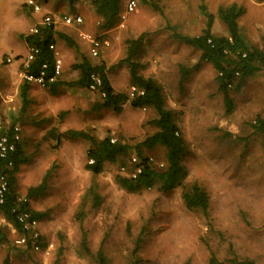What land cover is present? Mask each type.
I'll use <instances>...</instances> for the list:
<instances>
[{
  "label": "rangeland",
  "instance_id": "1",
  "mask_svg": "<svg viewBox=\"0 0 264 264\" xmlns=\"http://www.w3.org/2000/svg\"><path fill=\"white\" fill-rule=\"evenodd\" d=\"M33 1L40 12H34L27 0H0V121H14L22 128L20 141L28 160L17 174L18 195L23 198L46 172L50 174L45 191L28 199L30 207L43 214L36 222L39 248L24 250L18 242L22 235L0 214V264L5 257L8 264H96L100 247L107 264H131L139 233L138 264H211L212 256L218 264H264V150L261 135L249 125L257 115L264 119V71L254 72L239 90L229 91V112L212 64L173 37L201 32L206 21L201 5L215 15L219 7L236 3L244 7L238 19L243 37L260 47L264 0H141L135 12L120 16L110 29L100 27L101 19L89 0ZM123 6L122 2L121 14ZM77 12L85 18L80 28L55 23L56 30L75 41L70 46L56 39L61 79L76 80L72 64L87 57L93 64L105 65L115 91L129 95V65L122 60L127 40L141 36L137 72L157 82L173 114L184 140V182H197L207 191L206 214L184 205L181 187L162 192L155 185L129 193L115 182V175L134 170L131 157L137 156L136 146L156 131L150 123L156 116L152 108H132L128 102L119 112L96 108L97 91L64 83L54 97L43 98L38 89L35 95L30 91V105L19 112L21 66L29 47L24 36L43 15L57 20ZM79 31L108 45L92 57ZM211 32L226 34L216 16ZM67 129H86L98 139L109 136L126 144L127 153L105 162L102 171L93 175L84 167L86 141L61 137L56 143L54 137ZM140 150L156 168L165 165L162 146H141ZM90 187L100 200L96 208L84 200ZM80 207L84 215L78 220L75 215ZM84 234L89 253L81 247Z\"/></svg>",
  "mask_w": 264,
  "mask_h": 264
},
{
  "label": "trees",
  "instance_id": "2",
  "mask_svg": "<svg viewBox=\"0 0 264 264\" xmlns=\"http://www.w3.org/2000/svg\"><path fill=\"white\" fill-rule=\"evenodd\" d=\"M70 3L76 0H69ZM94 12L101 19L100 27L110 29L117 25L121 16L123 0H89ZM148 1V0H143ZM201 11L206 18L205 26L198 35H187L175 33L174 38L182 44L200 52V60L212 64L216 72V81L218 89L224 96L227 110H232V101L229 97V91L239 90L244 80L254 72L264 71V42L260 47L250 45L244 39L238 24L239 17L244 12V7L231 3L221 6L216 14L207 11L204 5H201ZM217 17L224 26L225 35H215L211 32V25L214 17ZM37 31L24 36V41L29 47H35L37 52L27 67L21 66V72L25 74L37 75L38 69L43 63L47 64V72L50 73L53 64V52L49 45L55 44L56 39L64 41L70 46L75 45V41L66 33L56 30L55 24L40 25L37 24ZM141 36L136 39L127 40L128 46L126 56L122 60L129 65V74L131 86L137 91L132 96L125 92H117L109 82L103 63L93 64L87 57H82L79 62L72 64V69L77 71V78L72 82H64L59 76L54 82L48 84L45 88L53 91L59 84L66 83L69 86H79L87 88L91 82L90 75L97 74L101 80L98 88L99 102L95 104L96 108H111L114 112H119L123 103L128 102L132 108L149 107L155 111L156 116L150 120V123L156 128V131L148 136L142 143L136 146L137 157L140 159V172L135 177L127 175H115V182L129 193H137L143 189L152 188L157 185V189L162 192H168L176 187H181V199L188 209H201L207 213L209 196L207 191L197 182L185 183L186 169L182 162L184 155V140L180 129L174 121L170 109L165 106L163 96L157 82L150 77H144L137 72L139 64L135 62L136 54L139 50ZM185 75V72L183 73ZM31 82L23 79L19 86L20 113H24L30 105ZM100 93H103L101 96ZM254 133L262 137V147L264 150V119L256 116L249 123ZM14 121L2 129V134L13 139ZM50 133H52L50 131ZM61 137L67 139H83L88 143L85 153V169L93 175L99 174L105 162L115 161L127 153L128 147L119 141H113L109 136L98 139L86 129H67L56 135V143ZM160 145L164 148L165 165L162 168H156L151 159L143 155L141 146L152 148ZM26 154L21 141L15 143V148L0 157V183L1 178L5 181V190L2 201L0 202V214L4 220L9 222L16 232L25 237L24 250L31 249L32 244L36 242L35 238L24 231L22 224L18 221L20 213H28L32 219L40 220L42 213L33 210L28 201H22L15 191L17 174L22 164L27 162ZM92 162H89V161ZM50 172H46L40 184L36 187H30L24 198L29 199L41 195L46 189L47 179ZM90 201V205L96 208L99 203V197L93 187H90L84 196V200ZM85 202V201H84ZM84 215L82 207L76 213L75 217L81 220ZM2 233H0L1 239ZM39 239H37L38 242ZM142 242V235L136 237L134 248L132 250L131 264H138L137 252ZM81 247L89 253L85 234L81 240ZM96 264H107L105 255L101 247L97 250L95 256ZM211 264H218L212 256ZM1 264H8V257H5Z\"/></svg>",
  "mask_w": 264,
  "mask_h": 264
},
{
  "label": "built area",
  "instance_id": "3",
  "mask_svg": "<svg viewBox=\"0 0 264 264\" xmlns=\"http://www.w3.org/2000/svg\"><path fill=\"white\" fill-rule=\"evenodd\" d=\"M141 0H124V6H123V13L121 14L122 17H124L126 14L133 13L136 11L139 3ZM28 6L32 8L34 12H40V6L35 3L33 0H27ZM57 21L61 22L65 26H78L82 24L83 19L82 17L75 13V14H66L62 17H59L57 20L49 15H43L41 22L38 23L40 25H50L55 24ZM37 26H34L31 29L30 33L36 32ZM79 37L84 40L88 45V51L89 54L92 57H96L100 50L108 45L106 41L103 39L94 36L91 33L88 32H81L78 33ZM49 49L53 52V64L50 73L47 72V64L43 63L40 68L38 69L37 75L33 74H25L22 73L23 79H26L27 81L31 82V84H35L41 88H45L48 84L54 82L62 73V62L61 58L58 55V52L55 48V44L49 45ZM37 52V49L35 47H29L28 52L25 55V57L22 60V66L27 67L29 62L33 59L34 54ZM8 62H10V59H7ZM91 82L88 85V89L91 91H98V88L101 84V80L98 77L97 74L92 73L90 75ZM134 92L142 93L141 91H137V89L133 86L130 87L129 96H132ZM101 96H103V93H100ZM8 124H3L0 121V157H5L6 154L10 151H13L15 148V143L17 141H20V127L15 124L13 128V139L8 140V137L2 134V129L7 128ZM89 162H92L91 160ZM131 163L134 165V170L130 172L129 175L131 177H135L136 174L140 172V159L137 156L131 157ZM0 183V202L2 201L3 192L5 190V181L1 178ZM22 201H28L26 198H20ZM18 221L22 224V228L24 231H27L29 235L34 237L36 242L32 244V247L36 250L39 248V243L37 242L38 234L36 232V222L37 220L32 219L28 213H20L18 216ZM19 243L24 244L25 237L21 236V238L18 240Z\"/></svg>",
  "mask_w": 264,
  "mask_h": 264
},
{
  "label": "crops",
  "instance_id": "4",
  "mask_svg": "<svg viewBox=\"0 0 264 264\" xmlns=\"http://www.w3.org/2000/svg\"><path fill=\"white\" fill-rule=\"evenodd\" d=\"M123 4H124V0H123ZM77 14H78V12H77ZM80 15V14H79ZM81 16V15H80ZM82 17V16H81ZM83 19V18H82ZM85 19V18H84ZM84 19H83V22H82V24H80V25H78V26H76L77 28L80 26L81 27V25H83L84 24ZM79 27V28H80ZM245 39V38H244ZM247 42V41H246ZM29 48V47H28ZM27 52H28V49H27ZM27 52H26V54H27ZM62 73H63V70H62ZM62 73H61V75L60 76H62ZM22 75V74H21ZM61 85H63V84H59L53 91H50V90H48L47 88H41V87H39V86H37V85H35V84H31V93H32V95H35L34 94V90H36V89H38V94L40 93V94H42V97L44 96H51V97H54V96H52L53 94H55L56 93V91H58V88L61 86ZM87 90L88 91H90V92H94V91H91V90H89L88 88H87ZM43 97V98H44ZM43 100V99H42ZM49 117H51V116H49ZM16 124V123H15ZM19 127H20V135L22 134V128H21V125L18 123L17 124ZM23 146V148L25 149V146L24 145H22Z\"/></svg>",
  "mask_w": 264,
  "mask_h": 264
}]
</instances>
